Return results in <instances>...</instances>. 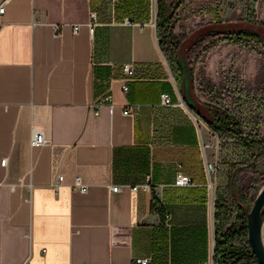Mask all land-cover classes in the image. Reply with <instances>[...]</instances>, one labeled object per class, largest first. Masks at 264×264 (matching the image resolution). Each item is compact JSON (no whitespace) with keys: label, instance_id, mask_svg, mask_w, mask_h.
Wrapping results in <instances>:
<instances>
[{"label":"crops","instance_id":"0c3cea01","mask_svg":"<svg viewBox=\"0 0 264 264\" xmlns=\"http://www.w3.org/2000/svg\"><path fill=\"white\" fill-rule=\"evenodd\" d=\"M154 1H7L0 264L215 261L217 174L212 201L205 162L218 163L219 139L184 102L160 47ZM128 64L134 73L124 93ZM133 107L137 114L124 113ZM33 128L45 135L42 146L31 145ZM178 166L190 187L175 186Z\"/></svg>","mask_w":264,"mask_h":264},{"label":"trees","instance_id":"16d2710c","mask_svg":"<svg viewBox=\"0 0 264 264\" xmlns=\"http://www.w3.org/2000/svg\"><path fill=\"white\" fill-rule=\"evenodd\" d=\"M257 0H218L202 12L211 16V22L197 30L181 44L174 33V16L178 5L167 10L166 0H158L156 21L160 47L169 62L174 75H178L181 94L187 107L219 139L217 163L216 200L214 203V260L216 264H258L248 242L247 216L245 207L250 204L251 193L239 184L241 171L252 170L256 175L264 170V135L261 132L262 105L256 104L254 110L245 109L244 118L215 103H203L197 99L190 86V73L181 62V47L186 57V49L204 37L223 38L229 44L250 45L253 40H264V24L257 23ZM242 9V20H226L230 11ZM169 14H166L168 13ZM190 40V44L186 43ZM188 72V85L185 73ZM255 187H259L260 183ZM261 189V188H260ZM256 190V189H255ZM259 188L257 189V191ZM231 200L227 201V193ZM255 194V193H254ZM257 194V193H256ZM256 196V195H255ZM154 200L155 197H154ZM152 210L155 211L154 206ZM162 220L165 214L159 210ZM153 260V259H152Z\"/></svg>","mask_w":264,"mask_h":264},{"label":"rangeland","instance_id":"374dc122","mask_svg":"<svg viewBox=\"0 0 264 264\" xmlns=\"http://www.w3.org/2000/svg\"><path fill=\"white\" fill-rule=\"evenodd\" d=\"M217 1L166 0L168 11L178 5L173 21L174 33L180 44L211 22L210 14L202 10ZM255 7V20L264 24V0H257ZM153 12L154 19H157L158 1L156 0ZM242 19L241 8L230 11L226 18L227 21L234 23ZM222 39L219 36L204 37L186 49V57L183 54L184 47H181L180 60L183 67L189 70L190 86L199 101L224 106L240 118H244L245 109L254 110L256 104H261L260 128L264 135V40L262 38L259 41L253 40L249 46H246L229 44ZM186 43L189 45L190 40ZM183 106L186 108L185 105ZM190 113L193 119L197 120V116L192 111ZM254 178L261 184L259 187H255ZM238 180L240 186L251 193L249 201L252 204L264 185V170L257 175L252 170L241 171ZM226 197L227 201L231 200L230 191ZM211 200H215V194L212 197L211 193Z\"/></svg>","mask_w":264,"mask_h":264},{"label":"built area","instance_id":"2783aa9c","mask_svg":"<svg viewBox=\"0 0 264 264\" xmlns=\"http://www.w3.org/2000/svg\"><path fill=\"white\" fill-rule=\"evenodd\" d=\"M7 1L8 0H5L0 5V18L5 13ZM91 18H92V23L89 24V31L91 33H93L94 27L96 26V22H95L96 14L92 13ZM123 22L127 25H131L133 23V20H131L128 17V18H125ZM154 25H155V23H154ZM79 29H80V25H76L74 27V32L78 33ZM123 70H124V73L126 74V78L123 79L122 91L124 93H128L129 89H130V87H129V82H130L129 76H131L134 73V70H133L132 65H129V64L125 65ZM161 99H162V102L164 105H172V101H171V98L169 97V95L162 94ZM137 112H138L137 107L129 108V109H126L124 111V113L126 115H135V114H137ZM30 142H31V145L33 147L42 146L43 144L46 143L45 135L43 134V132L41 130L33 128ZM178 167H179V170L176 174L175 186L181 187V188L190 187L192 185L191 178L180 171L181 166H178ZM205 172H206V176L208 178L207 188L210 191V193H212V197H213L215 194V176L217 174V164L213 161H206L205 162ZM74 188H75V190H79L82 193L86 192V190H87L80 183H77ZM134 189L136 190L137 187H134ZM118 190H119V187H117V186L112 187V191H118ZM132 264H153V260H152V258H136ZM209 264H216V263H215V261H211Z\"/></svg>","mask_w":264,"mask_h":264},{"label":"water","instance_id":"95a60500","mask_svg":"<svg viewBox=\"0 0 264 264\" xmlns=\"http://www.w3.org/2000/svg\"><path fill=\"white\" fill-rule=\"evenodd\" d=\"M187 73L186 71L185 77L188 85ZM245 213L247 216L249 245L258 264H264V185L259 190L254 202L245 207Z\"/></svg>","mask_w":264,"mask_h":264}]
</instances>
